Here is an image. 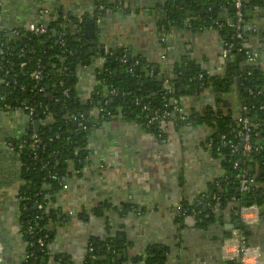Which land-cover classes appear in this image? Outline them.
<instances>
[{"label":"crops","instance_id":"0c3cea01","mask_svg":"<svg viewBox=\"0 0 264 264\" xmlns=\"http://www.w3.org/2000/svg\"><path fill=\"white\" fill-rule=\"evenodd\" d=\"M98 1L0 0V33L13 38L7 45L13 48L17 42L15 31L20 37L25 34L26 26L45 6L51 13L60 14L67 25L72 17L80 25L87 43L95 40L106 49L119 46L126 55L131 54V58L140 55L163 78L167 65L172 69L174 63L184 60L198 65L207 76L222 77L230 71V90L214 92L208 89L199 95L183 97L181 102L187 113L214 107L215 111L231 112L234 117H239V77L248 65L235 56L223 57V40L215 32L217 29L193 32L189 30L188 20L180 28L171 27L167 39L170 48L167 65H163L157 24L159 13L154 8L159 0H107L115 9L109 11L102 22L98 13L96 17L94 15L98 12ZM121 4L128 8H121ZM91 19L95 22L94 38L87 40L84 26L91 23ZM244 24V46L257 54L255 68L264 78V58H261L264 53V0L246 14ZM118 32L121 37L117 36ZM89 48L93 50L92 46ZM100 67V60L94 59L76 72L75 96L83 104L91 100L94 88L99 85L96 72ZM236 79L237 87L233 83ZM31 123L22 110L0 107L2 264L24 262L26 244L21 234L19 198V190L24 184L21 161L7 144L35 135ZM40 127L41 123L38 131ZM164 132L165 139L158 140L139 123L114 119L86 133L85 150L89 153V161L81 174L72 173L66 179V189H61L55 202L62 211L72 208L76 217L56 228L44 264H49L52 256L82 264L90 240L114 236L118 240L122 238L119 241L124 244L122 264H143L139 258L150 248H156L157 253L162 254L163 264H226L221 241L223 236L225 239L231 237L225 226L230 222L236 224L230 209H213L212 212L219 215L217 223L214 215L212 221L208 219L204 223L194 216L181 221L177 210L185 206L190 213H195L197 207L199 210L202 205L206 207L207 196L220 186L221 155H214L208 147L210 130L203 126L177 128L168 123ZM224 187L222 185L218 190L222 194ZM99 206L105 207L102 214L95 212ZM259 217L258 230L249 232L246 240L248 246L259 250L264 264V208H259ZM235 230L233 233L237 232Z\"/></svg>","mask_w":264,"mask_h":264},{"label":"trees","instance_id":"16d2710c","mask_svg":"<svg viewBox=\"0 0 264 264\" xmlns=\"http://www.w3.org/2000/svg\"><path fill=\"white\" fill-rule=\"evenodd\" d=\"M231 1L163 0V3L158 4L164 13L158 15L159 28L163 26L164 30L169 32L171 27L180 28L188 20L191 24L190 31L202 32L208 29L213 21L219 20L220 15L230 8ZM260 2L261 0L245 2L244 22L246 14L259 6ZM98 4L104 9L94 12V15L96 17L98 13L102 22L106 14L114 10L115 6L107 0H100ZM52 15L56 18L49 21L46 35L42 38H36L30 34L25 37L22 35L13 49L6 45L5 35L0 33V67L10 71L7 76L0 71V80L3 81L0 84V107L18 109L20 102H27L35 107L39 104L47 106L48 111L53 114L49 119L46 115L38 113L33 120L41 122L37 133L41 145L36 151V159H34V154L27 149L18 153L22 163L21 178L24 181V185L19 190L20 224L24 242L28 241L25 230L32 225L38 231V237L47 235L46 246L49 247L56 228L62 227L67 222L62 208L55 206L56 196L61 192L62 185L66 184V179L73 171L81 169L86 164L85 158L89 154L85 150L86 133L113 120L111 117L121 116L123 121L139 123L146 128L149 135L158 140L165 139L164 131L168 123L174 124L177 128L183 126L208 128L210 130L208 142L212 143V153L221 155L220 165L225 172L227 180L225 183H229L219 197L221 208H227L231 198H235L236 209L250 205L264 207V176L259 174L261 171L264 172V78L258 68L247 64L248 66H245L240 73L239 117H234L231 112L220 113L213 107V109L206 108L199 112H190L187 114L188 121L181 123L176 121L178 115L173 112V105H170V101H182L183 97L199 95L208 89L214 92L228 91L232 85V72L227 71L222 77L207 76L198 65L184 60L182 63L172 65L171 78L166 85L163 81L159 82L157 77L151 79L146 76L150 70L154 74L155 68L147 64L148 62L142 56L136 55L132 61L122 64L120 57L124 54L123 48L106 49L95 40L89 44L83 38L81 27L72 17H69V25H67L66 22H62L60 14L52 13ZM213 29L216 30L214 27ZM215 32H218L223 42L233 43L235 47L242 44L244 46L246 36L244 28L242 29L244 35L242 41L233 38L234 32L231 29L225 28ZM60 33L64 47L57 41ZM90 46L93 47L92 53H89ZM233 54L237 60L243 61L241 57ZM62 57L66 59V72L61 71L60 59ZM38 59L41 60L42 66L40 85L44 88L43 93L37 92L35 83L29 78L30 73L38 70ZM94 59L101 62L100 70L96 72V77L101 84L94 88L91 100L83 104L75 96V75L79 68ZM134 61L138 62L137 66L128 72L127 69ZM22 62L26 63V67L20 71L18 65ZM183 64L186 65L183 66ZM71 65L73 68H70ZM200 74L203 75L202 79H199ZM59 81H63L64 88L70 90V99L61 100L62 88L58 87ZM103 87L106 88L103 90ZM112 90L115 91L114 96L109 95ZM55 99L61 101L55 102ZM104 102L108 103L106 112L87 118L88 128L85 133L77 131L74 123L67 118L66 114L72 112L84 114L87 110L101 108ZM63 105L67 107L64 111ZM143 105L148 106L147 113L142 112ZM164 105L167 107L165 108ZM165 110L169 113L166 120L162 123L148 124L149 111L162 114ZM23 112L26 115V112ZM241 117L256 125L250 140L251 150L248 152L242 150L241 139L237 133L239 131L238 119ZM221 136H224L223 140ZM231 145L237 146L236 152H231ZM235 163L238 168L234 170ZM250 167L256 172H250ZM242 170L249 174L253 182L249 193L236 197L233 187L238 188L239 181L235 175ZM37 204H43L42 212L36 209ZM104 206H99L95 211L96 214L101 213ZM181 208L188 214L190 213L187 207L182 206ZM37 216L40 220H35ZM209 220L212 221V218ZM241 228L246 230V227ZM89 243L94 248L95 260H91L90 255L86 254L82 264L123 263V260H117V256L122 254L124 244L117 237L105 240L92 239ZM109 249H111L110 252ZM31 250L34 251L36 259L33 262L23 263L44 264L42 260L46 259L47 252L39 253L35 249ZM28 251L26 248L25 254ZM151 255L146 261L147 264L163 263L161 257L156 254ZM50 258L56 262L55 257ZM60 258L61 262H56L57 264H73L67 258Z\"/></svg>","mask_w":264,"mask_h":264},{"label":"built area","instance_id":"2783aa9c","mask_svg":"<svg viewBox=\"0 0 264 264\" xmlns=\"http://www.w3.org/2000/svg\"><path fill=\"white\" fill-rule=\"evenodd\" d=\"M245 2H247V1H245V0H232L230 8L226 9L222 13V15H220L219 20L213 21L209 25L208 28L213 29V27H214L217 30H222L225 28L231 29L234 32L233 38L238 40V41H242L244 38L242 29L245 26L244 25V23H245L244 22V10L246 8ZM225 14H227V16H225ZM54 19H55V17L52 15L50 10L45 6H42L40 11H39V15L37 16V18L33 22H31L30 24H28L26 26L25 35L30 34L31 36H34L36 38H42L43 35H46L48 33L49 21L54 20ZM79 22H81V20H79ZM96 22L99 23V20L97 19ZM189 26L191 27L190 23H189ZM159 33H160L159 42L161 45L160 60H161V63H163V65H167V54L169 53V49H170L169 46L167 45V39H168L169 33L164 30L163 26L159 28ZM14 36H20V35L17 31H15ZM57 41H58V43H60V45L62 47H64V41H63L61 33L59 34ZM242 45L235 47L233 43L223 42V52H222L223 57L227 58L229 56H234L233 53H235L237 55V57H241L242 60L245 61L249 66L255 68L256 63L258 61L257 54L253 53L252 51H250L249 49L245 48V46H242ZM65 61H66L65 57H62L60 59L62 72H66V70H67V67L65 66ZM130 61H132V58ZM120 62L122 64L128 62L125 52L120 57ZM137 64H138V62L134 61V63L127 69V71L131 72L132 68L136 67ZM37 65H38V70L30 73L29 78L35 83V88L37 89V92L43 93L44 88L42 85H40V81L42 78V66H41V60L40 59L37 60ZM25 67H26L25 62H22L18 65V69L20 71L22 69H24ZM165 70H166L165 75H164L165 78H163L162 81L164 82V84L168 85L169 79L171 78L172 69H170L167 65V67H165ZM0 71L3 72V74L5 76H7L10 72L9 69H2L1 67H0ZM158 72L153 74V72L150 70L146 74V76L148 78L152 79V78L157 77V75H159ZM249 74L250 73L248 72V75ZM202 77H203V75L200 74L199 79H202ZM1 83H3L2 80H0V84ZM100 84H101V82H99V85ZM58 87L62 88V91H61L62 99L61 100H64V99L67 100V99L71 98V92L69 89L64 88V82L63 81L58 82ZM105 88L106 87H103V90ZM21 90L23 91V88H21ZM109 95L114 96L115 91L114 90L110 91ZM61 100L55 99L54 101L60 102ZM171 101H172V105H173V112L178 115L176 121L181 122V123L188 121L189 116L187 115L188 113L185 111L183 103L181 101H176V100H171ZM107 105H108V103L104 102L103 106L101 108L91 109L92 113H91V110H90V112L85 111V112H88V116H85L84 115L85 113L84 114H76V112H72V113L66 114V115H67L68 120H70L71 122L74 123V126H75L77 131L85 133L87 131V128H88L86 119L89 117L97 116L99 113H105L106 109H107L106 108ZM164 107L166 108L167 105H164ZM4 108L8 109L7 106H4ZM18 109L26 112V115H27L30 122H32L34 120V118L38 115V113H40L41 115H46L47 118H49V119H51L52 115H53L51 112L48 111L47 106H44V105L42 106V104H39L38 107H35L33 105L32 106L29 105L27 102H20ZM62 109H63V111L66 110L67 109L66 105H63ZM244 110H245V108H244ZM142 112L143 113L148 112V106L147 105L142 106ZM150 112L151 111H149V114H150ZM168 116H169V113L165 110L162 112V114L157 113V112H152V114L150 116H148L149 119L147 118V115H146V119H148V124H150L152 122L162 123L164 120H166L168 118ZM111 118H113V120L114 119L121 120V116H118L116 118L115 117H111ZM32 123L34 124L35 121H33ZM238 127H239V131L237 133L241 139V148L244 152H248L251 150L250 140H251L253 130L256 128V125L251 123L248 119L241 117L238 119ZM221 139L223 140L224 136H221ZM50 141H52V139ZM40 145H41V141L38 137V134H35L32 137H28V138L24 137L20 141H17L14 143L8 142L7 147L10 151L15 152L17 154L24 151L25 149H27L28 151H31L32 154H34V159H36V151L40 148ZM208 147L212 150V143L211 142H208ZM230 148H231L232 153L237 151L236 145H231ZM76 151H78V149ZM88 161H89V157L87 156L85 158V162L88 163ZM237 168H238L237 163H235L233 165V169L235 170ZM82 171H84L83 167L81 169H77V170L73 171V173L78 175V174H81ZM235 177L239 181V184H238L239 192L241 194L249 193L250 188H251L250 186L252 185V182H253L252 178L249 176V174H247V172L245 170H242V171L238 172L235 175ZM62 189H66V184L62 185ZM35 207L40 212H42L44 209L43 204H37V205H35ZM24 208H25V206L22 207V210ZM177 210L181 211V214L184 215L185 211L182 210L181 207H178ZM258 211L259 210H258L257 206L252 205V206H248V207H243L239 213L240 222L244 226H250V225L256 224L258 221ZM63 213H64V215H66V218H67L66 223H68L72 218L76 217V213L72 208L65 209L63 211ZM35 220H40V217L39 216L35 217ZM25 231H26L25 232L26 235L28 236V241H26L25 244H26V248L29 251L24 255V263H26L27 261L33 262L36 259L35 253L31 249H35L39 253L47 252V254H48L49 248L46 246L47 235H42V236L38 237L37 236L38 231L32 225L28 226ZM110 251H111V249H109V252ZM87 254L90 255L91 260H95L94 248H93L92 244H90V243H88V245H87ZM222 254H223L224 260H226V261L230 260V261H234L238 264H262V259H261L259 250L255 247L248 246L246 237L241 232L233 233V236H231L229 239H226L224 241V244L222 246ZM3 260H4V258H3L2 246L0 244V264L3 263ZM56 262L60 263L61 258L57 257ZM32 264H40V263L34 262Z\"/></svg>","mask_w":264,"mask_h":264},{"label":"flooded vegetation","instance_id":"af4514ba","mask_svg":"<svg viewBox=\"0 0 264 264\" xmlns=\"http://www.w3.org/2000/svg\"><path fill=\"white\" fill-rule=\"evenodd\" d=\"M163 3V0H159L158 1V3L160 4V3ZM120 7L121 8H124L125 9V7L126 8H128V6H125V5H120ZM155 10L156 11H158V15H163L164 13H163V10H162V7L161 6H159V5H156L155 7ZM104 8L101 6V5H97V10L98 11H100V10H103ZM100 22H101V20H100ZM157 24H158V21H157ZM159 25V24H158ZM13 49V48H12ZM3 144V143H2ZM2 146V145H1ZM210 151L212 152V150L210 149ZM19 165H20V171L22 170V163H20L19 162ZM223 170V169H222ZM223 173H222V176H221V179L219 180V185L220 186H226V185H228L229 183H225V182H227V180H226V178H225V172L224 171H222ZM253 172H256V170H254L253 169ZM24 182V181H23ZM24 185V184H23ZM220 186H218V188H215V190L212 192H210V194L207 196V198H206V201H205V203L206 204H208V205H206V207L204 208V206L202 205L201 207H200V210H199V207H197V209H196V212L195 213H187V212H185L184 213V215H182L181 214V211H179V215H178V218H180V220L182 219H185V218H187V217H189V216H194L195 218H196V220L197 221H199V222H204V221H206L207 219H210V218H212V216H213V209L215 208V207H217V208H221V206L219 205V197H220V195L222 194L221 193V191H218V190H220ZM233 189H235V193H236V197H240V196H242V194L239 192V190H238V188L235 186V187H233ZM238 191V192H237ZM217 198V199H216ZM235 202V198H231L230 199V202H228L229 204H228V207L227 208H229L230 209V211L233 213V215H234V217H235V219H236V221L237 220H239V223H240V228L239 229H236L237 230V232H241V233H243V235L245 236V237H247V235H248V233H249V227H252L253 225H250V226H244L241 222H240V219H239V213H240V210L243 208V207H248V206H243V207H240V208H238V209H236L237 207H236V204L234 203ZM250 206H252V205H250ZM253 206H257V205H253ZM258 207V210H259V208H264L263 206H257ZM220 212V211H219ZM258 213H259V211H258ZM140 214V213H139ZM192 214H194V215H192ZM214 217V216H213ZM207 218V219H206ZM215 219V218H214ZM178 220V219H177ZM181 220V221H182ZM216 221H214V222H216L217 223V221H219L218 220V218L217 219H215ZM208 221V220H207ZM70 222V221H69ZM258 222V221H257ZM207 223V222H206ZM241 227H246V230H242V228ZM235 230V231H236ZM232 232H234V231H232ZM248 232V233H247ZM227 239V238H226ZM225 239V236H224V239H223V242L221 243V249H222V246H223V244H224V241L226 240ZM151 251V252H150ZM222 251V250H221ZM151 254H156V255H158L159 257H161L162 259H163V257H162V254H159V253H157V249L156 248H150L149 250H146L145 251V255L144 256H142V260H143V264H147L146 263V261H147V259L150 257V256H152ZM121 255V254H120ZM223 255V254H222ZM223 258V257H222ZM122 260V259H121ZM223 260H224V258H223ZM225 262H226V260H224ZM230 261V260H229ZM232 263L234 264V263H236V262H234V261H232ZM156 264V263H155ZM163 264V263H162Z\"/></svg>","mask_w":264,"mask_h":264},{"label":"water","instance_id":"95a60500","mask_svg":"<svg viewBox=\"0 0 264 264\" xmlns=\"http://www.w3.org/2000/svg\"><path fill=\"white\" fill-rule=\"evenodd\" d=\"M225 16H227V14H225ZM91 23H88V24H85V26H84V28H85V38L87 39V40H92L93 38H94V31H95V22H94V19H91ZM117 34V36L118 37H121V33L120 32H118V33H116ZM26 35L25 34H23V37H25ZM8 40H6V45H10L11 43H12V37L10 36V35H8V37H6ZM20 38V36H16V41H18V39ZM259 44L261 45V44H263L262 43V41H259ZM116 48H119V46L118 47H116ZM130 51V50H129ZM92 52V48H89V53H91ZM126 58H127V61L129 62L130 60H131V54H128V55H126ZM261 58H264V53H263V55H262V57ZM199 64V66L201 67L202 65H201V63H198ZM70 68H73V65H71V67ZM154 72L156 73L157 72V69H155L154 70ZM102 73V72H101ZM162 79H163V77H162V75H157V80L159 81V82H161L162 81ZM234 83V85L237 87V79L233 82ZM235 87V90H236V95H238V90H237V88ZM264 90V89H263ZM170 105H172V101H170ZM218 112H220V113H223V112H221V111H218ZM152 114V111L150 112V115ZM85 116H88V112H85V114H84ZM40 121H37V122H35L34 124H33V129H34V132H35V134H37L38 133V128H39V126H40ZM249 171L250 172H253V168L252 167H250L249 168ZM260 176H264V172L263 171H261L260 173ZM218 188V187H217ZM238 192V191H237ZM201 201H204V199H201ZM204 208H205V206H204ZM220 213V212H219ZM213 215L215 216V219H217L218 218V214L216 213V212H214L213 213ZM259 213H258V220H259ZM228 221H230V220H228ZM202 223H204V222H202ZM226 228L225 229H228V234H230V236H233V230L234 229H239L240 228V223H239V220H237L236 221V224L235 225H233L231 222H230V224L228 225V226H225ZM258 227H259V225H258V222L256 223V224H254L252 227H249V232L250 233H252L253 231L254 232H256L257 230H258ZM113 237V236H112ZM115 237V236H114ZM223 239H224V236H223V238H222V242H223ZM119 240H122V238H119ZM221 242V243H222ZM121 259H122V257H121V255H118L117 256V260L118 261H121ZM139 260H141L142 261V257H140L139 258ZM42 262H44V260H42ZM226 264H233L232 263V261H226Z\"/></svg>","mask_w":264,"mask_h":264},{"label":"rangeland","instance_id":"374dc122","mask_svg":"<svg viewBox=\"0 0 264 264\" xmlns=\"http://www.w3.org/2000/svg\"><path fill=\"white\" fill-rule=\"evenodd\" d=\"M49 264H57L54 260H51Z\"/></svg>","mask_w":264,"mask_h":264}]
</instances>
